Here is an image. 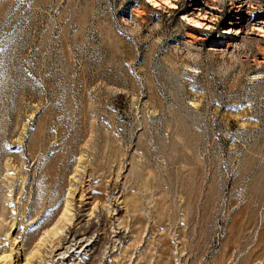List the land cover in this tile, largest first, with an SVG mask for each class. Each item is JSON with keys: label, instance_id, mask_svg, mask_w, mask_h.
<instances>
[{"label": "rangeland", "instance_id": "374dc122", "mask_svg": "<svg viewBox=\"0 0 264 264\" xmlns=\"http://www.w3.org/2000/svg\"><path fill=\"white\" fill-rule=\"evenodd\" d=\"M261 29L264 0H0V264H264Z\"/></svg>", "mask_w": 264, "mask_h": 264}, {"label": "clouds", "instance_id": "9594fccd", "mask_svg": "<svg viewBox=\"0 0 264 264\" xmlns=\"http://www.w3.org/2000/svg\"><path fill=\"white\" fill-rule=\"evenodd\" d=\"M149 3H153V4H155V3H156V0H149ZM164 3H165V4L169 3V0H164ZM171 7L174 8V7H176V5H175V4H172ZM197 15H200V14L197 13ZM182 19H183L184 21H186L187 23L192 24V25H195V26H197V27H205V28L210 27V25L201 24L200 21H198V20H196V19H192V18H190L189 16H186V15L183 16ZM212 19H213V20H216L217 17L213 16Z\"/></svg>", "mask_w": 264, "mask_h": 264}, {"label": "bare ground", "instance_id": "6f19581e", "mask_svg": "<svg viewBox=\"0 0 264 264\" xmlns=\"http://www.w3.org/2000/svg\"><path fill=\"white\" fill-rule=\"evenodd\" d=\"M60 180V179H59ZM117 210H119V209H117ZM90 225V224H89ZM91 226V225H90ZM71 227V226H70ZM72 229V228H71ZM76 230H74V231H72V234H73V236H75L76 235ZM91 245V244H90ZM92 246V245H91Z\"/></svg>", "mask_w": 264, "mask_h": 264}, {"label": "snow or ice", "instance_id": "6c2138e0", "mask_svg": "<svg viewBox=\"0 0 264 264\" xmlns=\"http://www.w3.org/2000/svg\"><path fill=\"white\" fill-rule=\"evenodd\" d=\"M261 31H264V29H261Z\"/></svg>", "mask_w": 264, "mask_h": 264}]
</instances>
